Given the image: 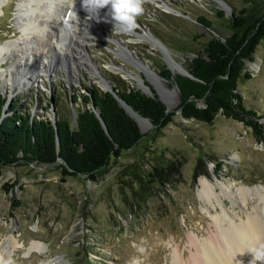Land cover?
I'll return each instance as SVG.
<instances>
[{
	"label": "rangeland",
	"instance_id": "374dc122",
	"mask_svg": "<svg viewBox=\"0 0 264 264\" xmlns=\"http://www.w3.org/2000/svg\"><path fill=\"white\" fill-rule=\"evenodd\" d=\"M22 1L5 2L0 16V44L22 35L16 28L22 13L17 6ZM49 1L54 4V0ZM50 6L47 15L58 19L55 6ZM244 6H248L252 20L264 13V0H145L144 13L136 18L138 27L132 33L117 31L106 23L98 30L91 29L96 36L90 42L88 36L84 41L77 38L85 54L83 60L75 50L70 53L74 58L65 56L71 29L60 44L59 37L50 41L49 56L40 57L50 59V63L39 64L44 68L38 70L40 73L34 71L36 82H25L17 76L11 78L12 83L7 81L10 75L6 71L22 54H5L9 58L0 63V69L7 76L0 72V91L9 100L19 99L22 107H29L36 115L54 118L66 114L74 121V108L85 106L82 94L88 93L87 86L106 89L109 80L114 84L123 78L139 87L147 74L138 66L142 64L159 75L167 89L158 84L161 93L171 110L175 109L179 93L160 74V65L167 64L166 54L151 41L147 30L187 69L195 52L179 46L187 40L200 47L212 36L229 34L232 11ZM219 9L225 10L224 16L218 14ZM82 13L88 21L94 18L86 11ZM99 14L112 20L108 8ZM74 15L66 17L69 28L79 22ZM198 15L212 19L214 28L198 22ZM58 28H65L62 19ZM247 66L251 76L242 77L239 89L246 105L263 115L259 119L262 133L222 114L205 122L185 118L176 111L173 120L161 128L144 119L147 125L142 126L143 136L130 149L112 156L98 171L97 179L82 174L64 179L57 164H0V251L2 242L13 232L24 242L13 252L10 264H45L56 258V264H170L177 244L184 259H189L193 249L188 235L194 231L199 237H207L214 231L206 208L211 204L204 202L199 191L200 177L208 176L213 182L231 181L238 187H264V148L255 147L264 144V38ZM171 90H176L177 99L167 97ZM72 94H80L79 101L73 102ZM52 96H57V104L43 108ZM154 166L161 169L164 180L144 179L141 186L140 175L156 172ZM224 200L233 213L231 201ZM256 203L253 196L246 208L241 205L236 210L245 216L246 209L251 210ZM211 211L220 212V205L216 203ZM34 239L47 248L25 255Z\"/></svg>",
	"mask_w": 264,
	"mask_h": 264
},
{
	"label": "trees",
	"instance_id": "16d2710c",
	"mask_svg": "<svg viewBox=\"0 0 264 264\" xmlns=\"http://www.w3.org/2000/svg\"><path fill=\"white\" fill-rule=\"evenodd\" d=\"M218 14L224 16L225 10L219 9ZM251 17L248 6H244L232 11L229 34L212 36L200 47L183 40L179 47L195 52L187 65L192 75L175 72L165 63L160 65V74L169 86L179 88L175 109L168 111L157 93L150 95L123 78L114 83L115 91L158 128L172 121L181 109L185 118L212 122L222 114L244 121L262 133L259 119L263 115L246 105L239 89L242 77L251 76L247 62L255 59L256 48L264 38V13L254 20ZM197 21L214 28V21L205 15H198ZM194 37L197 39L199 34ZM87 87L88 93L82 94L85 106L74 108V121L66 114L54 119L36 115L29 107H22L19 99L7 103L8 95L0 91V164H57L64 179L78 174L97 179L98 171L109 164L112 156L133 147L143 133L114 92L99 86ZM79 99L80 94H72L73 102ZM57 100V96H52L42 107H53ZM159 171L141 174V186L144 179L162 182Z\"/></svg>",
	"mask_w": 264,
	"mask_h": 264
},
{
	"label": "bare ground",
	"instance_id": "6f19581e",
	"mask_svg": "<svg viewBox=\"0 0 264 264\" xmlns=\"http://www.w3.org/2000/svg\"><path fill=\"white\" fill-rule=\"evenodd\" d=\"M6 1L8 0H0V16L4 13V4H6ZM54 1H52L54 4H51L49 0H24L21 2V5L17 6V10H22V13L20 14V20L17 19L16 21V28L22 35L18 40L8 39L5 40L3 44H0V63H3L9 58V54L4 57L7 53L17 51L22 54L21 58H15L16 54L13 53L15 62L12 63L11 66L9 65V70L6 71V74L10 75V78H6V80L10 83L13 82L11 78L16 76L22 80L25 79V82H36L37 76H35L34 71L44 68V66L40 68V65H46L48 62L50 63V59H40V57L49 56V52L52 49L49 42L52 40L57 41L59 37L58 43L60 44V40L66 38L68 35L67 29H71V31L69 32V51L65 52V56L74 58V55H70V53L75 50L78 52L79 58L83 60L85 59V54L79 47L80 41H78V39L84 41L85 37L88 36V41L90 42L96 36L92 35L91 29L98 30V27L102 26V24L107 23L114 27V22L103 14H99L98 17L88 21L82 13L85 11L82 7V0H75L74 6L72 0ZM49 4L55 6L54 11L58 19L53 16L49 17L50 14L47 15V9H50L48 8L50 6ZM63 11H65V14L67 13L66 16ZM76 12L79 22L74 24V27L69 28L66 23V17H70L72 14L76 16ZM63 15L65 17L61 18ZM60 19H62V23L65 26L63 30L58 28ZM84 22H86V25ZM116 29L120 31L118 28ZM147 33L155 45L159 44L164 49L163 51L166 54V58L175 71L185 70L184 66L178 63L168 49L158 42V38L157 40L148 30ZM75 37L76 39L74 40ZM20 44H22V46ZM40 51L41 55H38ZM24 55L26 56L24 57ZM38 58L41 61H39ZM138 66L146 71L150 79L167 90L164 83L160 80L159 75L149 68L148 65L138 64ZM2 71H4V69H0V72ZM40 71H38V73H40ZM4 73L5 72H2V76L6 77L7 75ZM19 73L21 75H19ZM5 88L9 87L5 85ZM176 90H171L170 93L167 92L166 94H169L167 97H169V99L171 97L177 99ZM144 119L145 118L140 119V123L141 126L145 127L147 122L145 121L146 119ZM199 191L204 202L211 204L206 208L211 214L214 231L207 237H199L198 234L193 231V234L188 235V242L193 249L192 255L189 259L185 260L181 252L180 244H177L176 248L173 250L170 264H248L251 259L249 249L255 246L258 241H264V187H238L231 181L225 182L217 180L213 182L208 176L204 175L199 179ZM253 196L257 197V203L251 210L246 209V214L243 216L236 210V207L243 205V208H246ZM225 198L231 201L233 213L229 211L224 200ZM216 203L220 205L221 211L212 214L211 207L216 208ZM18 236L13 232L2 242L0 251L2 261L10 262L15 249L24 245V242L20 241ZM46 248L47 245L44 242L34 239L31 240L26 247L25 255H31L34 251L42 252ZM58 259L59 258L52 259L45 264H56ZM131 264L141 263L136 262Z\"/></svg>",
	"mask_w": 264,
	"mask_h": 264
},
{
	"label": "clouds",
	"instance_id": "9594fccd",
	"mask_svg": "<svg viewBox=\"0 0 264 264\" xmlns=\"http://www.w3.org/2000/svg\"><path fill=\"white\" fill-rule=\"evenodd\" d=\"M73 6L75 0H72ZM145 0H82V7L94 18L98 17L101 9L108 8L114 29L118 28L121 32L132 33L137 27L136 18L144 13ZM76 18H78L76 12ZM60 45H58L59 47ZM257 148H264V144L255 145ZM251 259L248 264H264V241L258 243L249 249ZM0 264H10L0 260Z\"/></svg>",
	"mask_w": 264,
	"mask_h": 264
},
{
	"label": "water",
	"instance_id": "95a60500",
	"mask_svg": "<svg viewBox=\"0 0 264 264\" xmlns=\"http://www.w3.org/2000/svg\"><path fill=\"white\" fill-rule=\"evenodd\" d=\"M166 63L168 64V66H170L171 68V65L169 64L168 60L166 59ZM173 70V68H172ZM181 73H184V74H188V75H192L191 72L188 70V69H185L183 71H179ZM146 74V73H145ZM149 81H147V80ZM142 83L144 85H139V88H141L143 91L147 92L148 94L150 95H155L156 93L158 94V96L166 103L167 105V110L170 111L171 110V106L169 105V102L166 98H164V96L162 95L161 93V90L159 88V85L154 82L152 79H150V77H148V75L146 74L145 77H143L142 79ZM108 84V83H107ZM175 88H177L178 92H179V88L177 85H175ZM106 89H109L111 90L112 92L115 93V95L118 97L119 101L121 102V104L126 108V110L138 121L139 125H140V128L142 130V126L140 124V118H145L146 120H148L151 124H153L151 122V120L147 117V116H143V115H140L136 110H134L132 108V106H130L128 104V102H126L123 98H121L119 96V94L115 91L114 89V84H111L110 80H109V84L107 85V88ZM105 89V90H106ZM5 94L4 91H1ZM11 95V94H10ZM9 100V99H8ZM7 100V101H8ZM9 103V102H8ZM178 111L181 113V109H178ZM54 119V118H53Z\"/></svg>",
	"mask_w": 264,
	"mask_h": 264
}]
</instances>
